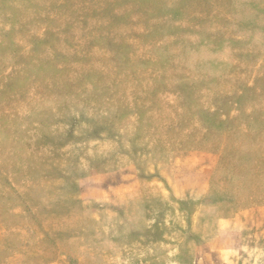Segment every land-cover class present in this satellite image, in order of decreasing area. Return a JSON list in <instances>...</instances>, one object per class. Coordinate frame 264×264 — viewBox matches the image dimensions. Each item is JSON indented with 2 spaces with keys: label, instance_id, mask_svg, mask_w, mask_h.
<instances>
[{
  "label": "rangeland",
  "instance_id": "1",
  "mask_svg": "<svg viewBox=\"0 0 264 264\" xmlns=\"http://www.w3.org/2000/svg\"><path fill=\"white\" fill-rule=\"evenodd\" d=\"M262 205L264 0H0V264H264Z\"/></svg>",
  "mask_w": 264,
  "mask_h": 264
},
{
  "label": "crops",
  "instance_id": "2",
  "mask_svg": "<svg viewBox=\"0 0 264 264\" xmlns=\"http://www.w3.org/2000/svg\"><path fill=\"white\" fill-rule=\"evenodd\" d=\"M202 154H204L205 156H203L200 159V170H198L197 172H193V173L189 174V173H186L184 171L189 166H194V165H190L189 163H185L184 167H181L182 163H179V164L174 163L173 164V165L177 164V167L176 166H170L168 163L164 166V169L161 173V176L164 179H170L172 181L171 183L174 186L173 189L176 192V194H178L180 196V198H189L190 197L189 196L190 195L189 189H191V188L189 187L190 185H187L190 182H189V179H187V177L185 176V174L191 175L190 178L192 177L193 182H195V184H198V186H196L194 188H197V187L205 188V187H207L210 176H211L212 169L214 167V164L213 163L211 164V161H213L211 154H209V153H202ZM207 158L210 160V163L205 162V159H207ZM249 210H251V211H249ZM249 210L241 211V212L237 213L235 216H233L232 218L224 219L222 221H225V220L226 221H232V223H230V225L235 223L238 227H240L241 225H243L245 223L246 217H247V221H248V217L252 215V217L249 219V221L253 222L251 229H252V236L253 235L255 236L264 227V205L258 206L257 208H251ZM246 212H248V213H246ZM222 227H223V222H221L219 237H221V234L224 231V229Z\"/></svg>",
  "mask_w": 264,
  "mask_h": 264
}]
</instances>
